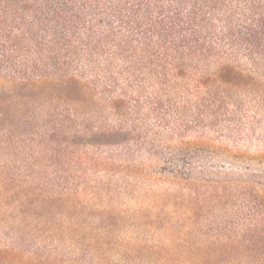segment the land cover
Returning a JSON list of instances; mask_svg holds the SVG:
<instances>
[{"label":"trees","instance_id":"16d2710c","mask_svg":"<svg viewBox=\"0 0 264 264\" xmlns=\"http://www.w3.org/2000/svg\"><path fill=\"white\" fill-rule=\"evenodd\" d=\"M0 77L52 81L38 123L61 160L87 133L154 155L207 133L264 142V0H0ZM190 169L205 197L233 208L216 225L225 251L198 264H264V193Z\"/></svg>","mask_w":264,"mask_h":264},{"label":"rangeland","instance_id":"374dc122","mask_svg":"<svg viewBox=\"0 0 264 264\" xmlns=\"http://www.w3.org/2000/svg\"><path fill=\"white\" fill-rule=\"evenodd\" d=\"M49 82L0 77V264H198L225 251L216 225L233 208L192 185L190 167L199 182L227 173L264 193V142L207 133L167 141L154 155L146 146L100 147L87 133L61 160L38 123Z\"/></svg>","mask_w":264,"mask_h":264}]
</instances>
